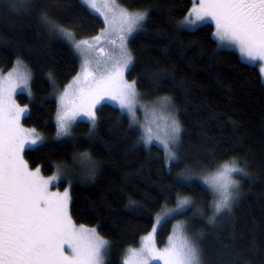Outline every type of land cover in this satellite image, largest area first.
Returning a JSON list of instances; mask_svg holds the SVG:
<instances>
[{
  "label": "trees",
  "instance_id": "1",
  "mask_svg": "<svg viewBox=\"0 0 264 264\" xmlns=\"http://www.w3.org/2000/svg\"><path fill=\"white\" fill-rule=\"evenodd\" d=\"M31 2V7H24L17 0L13 7L12 0H0V72L11 69L17 57L30 66L33 96L20 92L16 97L31 109L22 123L45 136L43 144L25 150V160L49 176L57 163L72 164L74 153H92L101 165L94 180L82 179L76 166L58 186L69 185L75 223L97 227L111 241L107 264H122L126 248L138 245L151 230L154 213L166 199L168 206L174 205L175 193L181 191L207 205L210 190L198 178L191 189L174 187L178 169L168 173L163 148L138 143L141 129L130 126L127 114L114 104L98 106L93 137L86 135L87 120L76 122L71 136L56 137L54 87L56 92L65 88L80 71L81 59L67 40L47 31L40 12L47 10L61 24L77 29L78 39L94 36L104 23L82 0ZM118 2L149 9L145 27L129 41L134 67L126 78L138 80V88L147 94L144 100L172 97L183 124L181 152L187 161L207 165L235 156L242 165L248 161L251 173L235 174L242 181V196L232 213L225 212L212 226L189 209L158 228V245L167 243L176 220L189 219L191 232L204 233V264H264V81L259 67L222 46L211 23L177 30L175 21L187 12L190 0ZM130 200L144 210L135 211Z\"/></svg>",
  "mask_w": 264,
  "mask_h": 264
},
{
  "label": "snow or ice",
  "instance_id": "2",
  "mask_svg": "<svg viewBox=\"0 0 264 264\" xmlns=\"http://www.w3.org/2000/svg\"><path fill=\"white\" fill-rule=\"evenodd\" d=\"M82 2L98 10L96 0ZM20 3L32 6L31 0ZM190 3L183 17L175 21V28L184 30L209 20L214 22L218 42L235 44L242 55L259 63L264 77V0H190ZM12 6H17V0H12ZM104 8L105 27L95 36L79 39L77 29L61 24L47 10L40 12V21L47 31L67 40L81 59L80 71L63 91L56 92L54 87L56 137L71 136L75 119L81 114L90 121L86 135L93 137L100 119L97 105L105 97L118 103L130 126L138 123V106L166 112L168 123L163 136L145 123L140 125L137 142L151 145L156 140L162 144L168 173L178 169L173 186L191 189L198 178L209 188L211 200L204 205L181 191L175 193L173 207H168L166 199L154 213L152 228L142 236L140 247L129 248L131 259L126 264H150L156 258L163 264H204V233L191 232L189 219L175 221L163 248L156 243L158 228L189 209L193 216L206 217L209 225H216L220 216L232 213L239 203L242 181L234 174L251 177L248 161L245 159L242 165L235 156L207 165L187 161L181 152L183 124L172 97L164 95L146 101L143 97L147 94L138 88V80L126 78L134 67L129 38L145 27L149 9L131 8L118 0H105ZM113 33L119 34V43L109 51L102 42L116 44L110 40ZM48 76L55 86L53 74L50 72ZM32 79L30 66L20 57L6 77L0 75V264H107L111 241L97 227L75 223L69 209L68 187L63 192L50 187L61 177L67 178L76 166L81 169L82 179L94 180L100 162L86 149L73 154L72 164L57 163L56 171L46 177L40 166L31 168L24 158L26 146L44 142V136L36 128H26L21 122L22 117L30 115L29 104L21 105L15 99L17 90L26 91L29 98L33 96ZM129 206L137 212L144 210L135 200H130Z\"/></svg>",
  "mask_w": 264,
  "mask_h": 264
},
{
  "label": "rangeland",
  "instance_id": "3",
  "mask_svg": "<svg viewBox=\"0 0 264 264\" xmlns=\"http://www.w3.org/2000/svg\"><path fill=\"white\" fill-rule=\"evenodd\" d=\"M96 2H97V7H98V10H92L93 12H95L96 14H98L99 16H101L102 17V19L104 20V16H103V11H105L106 9L104 8V3H105V0H96ZM207 23H211V24H213V26H214V31H215V24H214V22H212V21H208ZM204 24V23H203ZM200 25H202V24H198V25H196V26H194V27H192V28H189V29H195V28H197L198 26H200ZM105 27V25L103 26V28ZM140 30V29H139ZM139 30H137V32L139 31ZM136 32V33H137ZM99 33V32H98ZM136 33H134L133 34V36L136 34ZM96 35V34H95ZM94 35V36H95ZM133 36H131L130 38H129V41H130V39L133 37ZM215 36V35H214ZM216 38V37H215ZM78 39V38H77ZM217 39V38H216ZM110 40H115L116 41V44H110V43H103L102 42V45H103V47L105 48V49H107V50H109V51H111V49L112 48H114V47H117L118 46V43H119V34L118 33H113L111 36H110ZM222 46H225V47H229V48H233V49H235L236 51H238V53L240 54V56L245 60V61H247V62H250L251 64H255V65H257L258 67H259V63L258 62H253V61H251V60H249L248 58H246L244 55H242L241 53H240V51H239V49H238V47L235 45V44H229L227 41H223V42H219ZM128 47H129V44H128ZM13 69V67L11 68V69H9L8 71H5V72H0V75H3V76H7V74L11 71ZM263 78V81H264V77H262ZM70 83V82H69ZM68 83V84H69ZM67 84V85H68ZM61 91H63V89L61 90ZM20 92H24V93H27L26 91H24V90H17V92H16V94H15V99H16V101H17V103H19V104H21L18 100H17V94L18 93H20ZM146 101H150V100H146ZM111 103V104H114V105H116V106H118V103L117 102H115V101H113L111 98H109V97H105L103 100H101V102H100V104L101 103ZM99 104V105H100ZM21 105H23V104H21ZM99 105H97V107L99 106ZM119 107V106H118ZM137 117H138V123L137 124H135V125H137V126H139V128H140V125L141 124H145V123H147V124H150L151 125V127L153 128V131H154V133H159L161 136H163V134H164V130H165V128H166V125H167V123H168V121H167V113L166 112H164V111H162V110H160L159 108H157L155 111H153V110H151V109H145V108H141V107H139L138 106V108H137ZM22 120H23V117H22ZM22 120H21V122H22ZM80 120H87V121H89L88 120V118L86 117V116H84L83 114H81L80 116H77L76 117V119H75V122H74V124L76 123V122H78V121H80ZM90 122V121H89ZM25 126V125H24ZM26 128H32V127H28V126H25ZM44 140H45V136H44ZM152 143H154V144H157V145H159V146H161L162 148H163V146H162V144H160L158 141H156V140H153V142ZM39 145V144H38ZM35 146H37V145H35ZM31 147H34L33 145H28V146H26V148H25V150L27 149V148H31ZM25 152V151H24ZM25 158V157H24ZM236 174H239V173H236ZM43 175V174H42ZM52 175V174H51ZM51 175H49V176H51ZM235 175V174H234ZM45 176V175H44ZM47 177V176H46ZM64 179H66V178H63V177H61L58 181H54L53 182V184H51L50 185V187L52 188V190L53 191H55V190H59L60 192H63V190H64V188H60L58 185H59V183H60V181H62V180H64ZM66 187H68L69 188V185H67ZM69 190H70V188H69ZM69 194H70V192H69ZM69 205H70V203H69ZM174 205H171V206H168V207H173ZM77 225H81V224H77ZM87 226V225H86ZM88 227H94V226H88ZM149 232V231H148ZM147 232V233H148ZM146 233V234H147ZM146 234H144V235H146ZM157 234V233H156ZM143 235V236H144ZM142 238V237H141ZM168 241V240H167ZM156 243H157V238H156ZM167 244V243H166ZM165 244V245H166ZM140 245H141V239H140V242H139V244L138 245H136V246H130V247H128V248H126V250H125V252H124V254H123V258H122V264H126V261L128 260V259H131V255H130V252H129V248H139L140 247ZM165 245H163V246H160V245H158V243H157V246L158 247H160V248H163ZM65 248H66V250H67V246H65ZM150 264H163V261L162 260H159L158 258H156V259H153L152 261H150Z\"/></svg>",
  "mask_w": 264,
  "mask_h": 264
}]
</instances>
